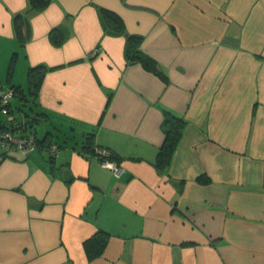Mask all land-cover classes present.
<instances>
[{"label":"crops","instance_id":"obj_1","mask_svg":"<svg viewBox=\"0 0 264 264\" xmlns=\"http://www.w3.org/2000/svg\"><path fill=\"white\" fill-rule=\"evenodd\" d=\"M28 7L0 0V52L51 69L35 109L53 121L58 149L51 162L44 148L6 157L0 148V264H264V0ZM99 7L143 38L167 84L125 65V38L104 34ZM17 15L27 20L23 46ZM55 28L60 46L48 37ZM162 109L187 122L168 168L181 193L152 166ZM90 132L120 157L109 161L118 175L80 151ZM98 231L107 244L89 262L83 242Z\"/></svg>","mask_w":264,"mask_h":264},{"label":"trees","instance_id":"obj_2","mask_svg":"<svg viewBox=\"0 0 264 264\" xmlns=\"http://www.w3.org/2000/svg\"><path fill=\"white\" fill-rule=\"evenodd\" d=\"M52 0H28V10L33 12H40L46 9ZM100 18L101 26L105 35L118 37L123 36L125 38L124 44V60L125 65H140L146 72H149L156 77H158L164 83H168V76L160 67V65L150 56L145 54L141 50V44L143 38L138 35L128 34L123 19L115 12L99 7L97 9ZM13 28L15 36L19 41L20 46H23L26 35H27V20L24 15H17L13 17ZM49 40L52 45L60 46L64 40L61 30L55 28L51 30L48 34ZM17 52L12 53V63L15 62L17 58ZM79 62V61H78ZM11 68V67H10ZM51 69L45 66H36L28 68V87L27 93H25L20 87L11 86L10 90L13 91V97H18L21 107H26L28 112H24L22 108H19V113L23 116L24 120L29 118L31 114L37 118H42L41 120L48 119V116L44 112L36 111V99L39 92L40 85L47 71ZM4 89L0 86V91ZM111 100V95H108L106 106L109 105ZM0 103V111H1ZM9 111L5 120L0 119V133L11 132L18 137L33 136L36 148H44L49 152L50 161L53 162L56 157V149L58 147L53 144L54 135L51 132H46L42 139H38L36 135L32 132H28V128L33 127V125H23L21 124L15 111L12 108L11 99L7 105ZM0 115L1 114L0 112ZM163 120L161 122V131L164 135V139L161 147L158 149L156 158L152 163V166L160 177H166L167 181L175 186L178 193L182 192L184 182L174 181L168 176V168L171 164L173 155L178 147L184 128L187 125L186 120L174 114L168 109H162ZM12 119H9V117ZM1 148V147H0ZM2 149V148H1ZM2 157H6V154L12 151H7L2 149ZM82 153L94 154L101 162L103 161H120V157L114 154L108 149H103L95 144L94 134L92 132L85 135L81 150ZM104 152V154H100ZM196 181L202 185L208 184L210 180L206 176H200ZM108 240V234L103 231L96 232L93 236L86 239L83 242V250L86 255L87 261L91 262L103 254Z\"/></svg>","mask_w":264,"mask_h":264},{"label":"rangeland","instance_id":"obj_3","mask_svg":"<svg viewBox=\"0 0 264 264\" xmlns=\"http://www.w3.org/2000/svg\"><path fill=\"white\" fill-rule=\"evenodd\" d=\"M13 52H17V54H20V51H18V49L9 52L7 56L3 55L4 51L0 52V86L4 90H10L11 86H17L20 87L25 93H27L29 68L28 64L26 63L23 53H21L18 60L16 58L15 62L12 63L11 61ZM11 104L16 116H21L18 111L19 108H22L24 112L29 113L26 107H21L18 97L15 96L11 98ZM0 119L5 120L6 116L0 115ZM53 126L54 123L52 120H41L34 123L33 127L28 128L27 131L34 133L38 139H42L46 132H55ZM54 134H56V132ZM75 139L79 138L75 136Z\"/></svg>","mask_w":264,"mask_h":264},{"label":"built area","instance_id":"obj_4","mask_svg":"<svg viewBox=\"0 0 264 264\" xmlns=\"http://www.w3.org/2000/svg\"><path fill=\"white\" fill-rule=\"evenodd\" d=\"M12 90H3L0 91V103H1V114L8 115L9 111L7 105L12 98ZM9 119H12L10 116ZM0 147L7 151H18L23 155H27L34 151L36 148V143L33 136L18 137L11 132H2L0 133ZM55 153V152H54ZM100 154H104L101 152ZM102 165L105 168H110L115 175L120 173V169L114 165L109 164V161H103Z\"/></svg>","mask_w":264,"mask_h":264},{"label":"water","instance_id":"obj_5","mask_svg":"<svg viewBox=\"0 0 264 264\" xmlns=\"http://www.w3.org/2000/svg\"><path fill=\"white\" fill-rule=\"evenodd\" d=\"M41 119L36 116H30L29 118L21 121L20 123L23 125H33L36 122H39Z\"/></svg>","mask_w":264,"mask_h":264}]
</instances>
